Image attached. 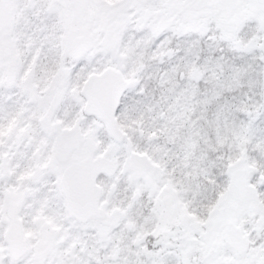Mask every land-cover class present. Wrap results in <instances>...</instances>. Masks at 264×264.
<instances>
[{"label":"snow or ice","instance_id":"1","mask_svg":"<svg viewBox=\"0 0 264 264\" xmlns=\"http://www.w3.org/2000/svg\"><path fill=\"white\" fill-rule=\"evenodd\" d=\"M0 264H264V0H0Z\"/></svg>","mask_w":264,"mask_h":264}]
</instances>
